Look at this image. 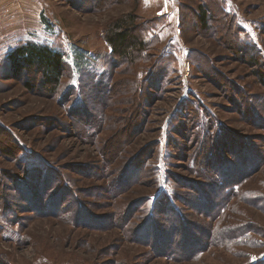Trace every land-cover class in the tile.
Returning a JSON list of instances; mask_svg holds the SVG:
<instances>
[{"label": "rangeland", "instance_id": "374dc122", "mask_svg": "<svg viewBox=\"0 0 264 264\" xmlns=\"http://www.w3.org/2000/svg\"><path fill=\"white\" fill-rule=\"evenodd\" d=\"M130 14L133 59L107 41ZM27 43L63 54L56 94L12 70ZM252 48L264 0H0V264H264Z\"/></svg>", "mask_w": 264, "mask_h": 264}, {"label": "trees", "instance_id": "16d2710c", "mask_svg": "<svg viewBox=\"0 0 264 264\" xmlns=\"http://www.w3.org/2000/svg\"><path fill=\"white\" fill-rule=\"evenodd\" d=\"M210 14V9H207L203 5L199 7L198 19L203 28L207 29L209 27L211 21ZM224 15L228 16L225 13ZM136 20L137 17L130 14L125 17V19L116 22L113 27H111V30L107 36V41L112 46L115 55H118L122 58L124 57L133 59L136 57V54H147V52L149 51L146 45V41L140 38L136 33L134 34V32L138 28ZM146 31V24L143 23L141 32L144 33ZM252 51L250 52L251 54L248 56L247 59L245 58V55H242L240 59L244 63H248L249 60L252 67L263 69V71L261 70V75L264 80V65L261 64V59H263L264 54L257 49L255 50L252 48ZM7 60L9 61L11 68L14 72L19 73L32 69L37 71L38 73H41L44 79L43 84L47 91H49L50 93L56 94L59 90L62 83V78L64 77L65 73V58L61 52L56 51L50 48L49 46L27 43L20 45L18 48L10 52L8 54ZM165 71L166 70H163V72ZM221 190L222 189L220 188L219 195L223 196L222 192L226 189H224L223 191ZM21 197L23 196L21 195ZM197 202H199V199H197ZM220 206L221 204L217 207H214V210L211 215H214L215 217L217 211H219L221 208ZM203 208H205V205L203 206ZM168 212H170L169 214L171 215L173 214L172 211ZM154 218L155 217H153L152 215L146 221L144 227L142 229H139L137 232L140 234L141 231L146 230V228L148 227L156 230L157 227L155 228L154 226ZM244 229L245 233L243 234H248L250 231L252 232V230H254L246 226H244ZM243 234L239 233V236H243ZM155 235L156 237L159 236V232L157 230L155 231Z\"/></svg>", "mask_w": 264, "mask_h": 264}]
</instances>
